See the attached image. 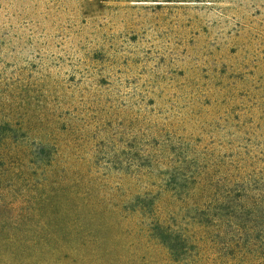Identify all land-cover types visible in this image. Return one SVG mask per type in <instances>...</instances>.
<instances>
[{
  "label": "rangeland",
  "instance_id": "rangeland-1",
  "mask_svg": "<svg viewBox=\"0 0 264 264\" xmlns=\"http://www.w3.org/2000/svg\"><path fill=\"white\" fill-rule=\"evenodd\" d=\"M15 82L65 122L102 120L99 146L112 130L157 120L184 137L248 152L264 169V0H0V91ZM74 140L84 156L94 155L90 142ZM6 143L12 164L0 168V264H76L99 251L78 243L68 259L55 249L57 225L74 216H56L64 206L52 209L45 199L50 187L32 167L23 135ZM72 169L69 176L82 177ZM81 173L86 178L73 191L92 194L72 204L87 222L89 209L80 204H103L111 191Z\"/></svg>",
  "mask_w": 264,
  "mask_h": 264
},
{
  "label": "trees",
  "instance_id": "trees-1",
  "mask_svg": "<svg viewBox=\"0 0 264 264\" xmlns=\"http://www.w3.org/2000/svg\"><path fill=\"white\" fill-rule=\"evenodd\" d=\"M18 84H8V93L0 91V130L5 127L0 168L12 164L7 140L23 135L32 167L43 171L42 180L50 187L45 199L52 209L56 203L64 206L54 210L56 216H74L56 227L55 249L63 256L70 259L80 243L99 251L80 256L76 264H264V169L251 164L262 160L245 151L232 153L223 144L215 147L204 137H184L178 126L147 119L137 128L112 130L99 146L102 120L65 122L44 104L42 110L38 96L23 94ZM74 137L90 142L94 155L84 156ZM105 148V156H98ZM72 168L82 177L69 176ZM83 171L90 175L87 183L111 191L103 204L79 203L89 209L87 222L72 204L92 194L73 191L86 178ZM90 224L99 230H90ZM104 229L114 236L108 240L100 232ZM119 250L124 260L109 257Z\"/></svg>",
  "mask_w": 264,
  "mask_h": 264
}]
</instances>
